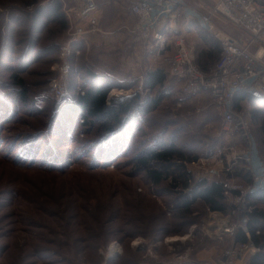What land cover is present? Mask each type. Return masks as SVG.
<instances>
[{
    "label": "rangeland",
    "instance_id": "374dc122",
    "mask_svg": "<svg viewBox=\"0 0 264 264\" xmlns=\"http://www.w3.org/2000/svg\"><path fill=\"white\" fill-rule=\"evenodd\" d=\"M49 1L0 0V264H133V260L135 264H155L156 260L157 264H169L175 254L185 253L178 250L187 244L196 249L214 247L216 259L232 239L215 236L209 224L227 213L208 210L197 201L190 214L180 217L182 214L170 207L176 194L162 184L164 191L150 186L144 174L132 167L131 158L142 142L154 146L173 141L186 154L197 156L195 166L186 163L194 176L202 174L201 167L215 168L222 158V175L247 184L241 141L223 133L220 115L207 92L178 102L179 82L168 76L164 85L152 92L144 83L141 93L136 92L139 79L145 78L155 63L142 41L120 28L124 14L105 5L107 0H96L102 13L99 31L75 46L68 80L81 92L80 84L89 85L86 75L92 69L108 81L109 90L123 89L126 98L138 94L145 100L160 94L158 104L138 121L139 128L134 127L133 136H127L112 158L98 155L93 145H88L94 131L86 132L80 122L75 129L65 128L69 117L66 105L71 104L69 81L66 97L58 102L49 89L57 50L67 39L70 24L67 18L65 28L54 18H34L35 11L47 8ZM59 1L64 19L68 11L73 25L86 26L74 12L81 0ZM184 1L194 8H200L198 3H211ZM180 21L178 30L194 42L199 62L215 59L219 46L213 35L193 26L184 30ZM213 23L224 33L240 34L222 19L214 18ZM208 43L216 44L211 58L206 55ZM13 74L24 83L26 98L15 85ZM113 101L121 100L108 103ZM243 107L259 148L257 152L254 141L252 162L260 171L264 168V108L249 102ZM55 117L61 131H66L63 137L50 133ZM118 138H114L116 144ZM28 145L32 147L27 151ZM246 201L250 208L264 211V197L252 194ZM225 206L231 208L227 200ZM185 235L186 239L173 242L174 248L163 243L167 236ZM113 242L118 245V255L108 259ZM152 251L158 258L155 261L147 258Z\"/></svg>",
    "mask_w": 264,
    "mask_h": 264
},
{
    "label": "built area",
    "instance_id": "2783aa9c",
    "mask_svg": "<svg viewBox=\"0 0 264 264\" xmlns=\"http://www.w3.org/2000/svg\"><path fill=\"white\" fill-rule=\"evenodd\" d=\"M197 5L200 8H194L184 0H126L125 13L132 18V22L122 28L142 41L145 52L151 57L150 61L155 63L153 68H163L168 77L177 79L180 95L178 102L201 92H208L220 115L223 133L235 136L243 145L241 153L246 162L248 183L223 175V196L231 204V208L225 218L209 224L215 236L220 238L227 235L232 242L214 261H192L194 264H235L258 250L247 231V213L250 207L246 198L264 188V168L258 171L253 165L254 140L246 116L235 106V100L243 94L264 106V0H211L209 4ZM65 12L70 23L68 36L58 47L57 62L52 67L55 75L48 82L56 102L66 96L65 79L70 71L69 58L77 52L75 44L86 41L99 31L100 21V9L96 0H81L74 9L85 27L73 25L70 14ZM214 18L233 25L239 31V36L216 28ZM180 19L184 30L190 26L195 30H206L217 41L219 56L206 69H201L196 63L194 42L178 30ZM143 79L144 77L139 79L136 89L138 93L142 91ZM124 93L123 89L111 88L106 97L107 103L111 99L126 98ZM197 160L191 161V165L195 166ZM221 163L222 158L215 163V168L201 167V173L206 178L219 177L224 171ZM239 229L247 235L245 242L233 241V236ZM186 238L187 235L167 236L163 241L171 244L177 239L180 241ZM113 243L117 245L116 242ZM188 251L175 254L178 263L181 264L183 259L188 258ZM115 254H118V250Z\"/></svg>",
    "mask_w": 264,
    "mask_h": 264
},
{
    "label": "trees",
    "instance_id": "16d2710c",
    "mask_svg": "<svg viewBox=\"0 0 264 264\" xmlns=\"http://www.w3.org/2000/svg\"><path fill=\"white\" fill-rule=\"evenodd\" d=\"M49 2V8L47 7L35 11L33 15L34 18L35 16L36 18H41L42 16L46 18H54L60 22L63 28L67 27V19L66 16L64 19L62 14L60 1L50 0ZM77 44H75V46H77ZM208 46L209 49L206 51V55L211 58L212 49L216 47V44L213 43L210 45V43H208ZM215 51L217 52L216 58L213 60L209 59L205 63H201V61L199 62V59L196 58L195 52L197 65L201 69H206L218 58L220 51L219 47L216 48ZM86 76L89 85L86 82L81 83V92L75 89V84L71 83V79L68 80L69 74L66 77V86L69 81V87L72 91L70 93L71 100L69 101L71 104L66 105V107L69 108V117L72 113L77 115L75 119L67 116L68 122L67 120L65 121V128L69 130L75 129L74 126L76 122H80L81 125L87 127L85 128L86 132H95V136L88 140V145H93L92 148L96 150L98 155L105 153L106 158H112V152H114L113 154L118 152L120 144L126 142L127 136H133L134 127L136 126V128H139L138 121L143 120V117H145V115L158 104L160 101V94L153 98L149 95V99L147 97L145 100H141L138 94H134L121 101L107 103L106 97L109 91V84L107 85L106 83H108V81L104 78L101 79V76L92 69H90ZM167 76L168 74L163 68L157 67L148 70L143 82L144 88L147 91L152 92L156 88L164 85ZM11 77L15 80V85L18 87V90L21 91L22 97L26 98L24 83L16 74H13ZM83 88L85 89L83 90ZM244 102H249L253 105L256 103L253 98L246 95L242 94L237 96L235 106L242 110L244 114ZM2 108V99L0 98V109L2 110ZM55 118L54 122L51 121L52 129L50 133L54 131L55 133L53 134L58 135V138L60 136L63 137L66 131H61L60 127H58L60 124L59 119L57 117ZM118 136L119 144H116L114 138ZM252 138L255 141L256 150L258 152V143L254 133ZM140 145L141 149L136 150L131 158L132 167L138 172L144 174V177L148 180L150 186L155 185L160 187L161 191H164L165 188H162V184L165 185L171 193L176 194V197L172 199L173 204H170V207L173 211L181 213L182 215L180 217L190 214L192 205L197 201L202 203V205L208 210L227 213L228 210L225 206L221 182L223 175L212 178H206L205 176H202V174L199 177L194 176V172L186 167V163L197 160V156L186 154L183 149L178 147L173 141L159 143L154 146L147 142H142ZM31 147L32 146L28 145L26 150H30ZM113 147L116 148L111 151L110 149ZM253 196L258 199L264 197V188L253 194ZM247 216V231L249 238L258 250L254 254L245 257V264H264V225H262L264 224V211L252 207L249 209ZM161 229H163L164 232L166 230L165 227H162ZM167 233L168 232H166V234ZM246 240L247 235L241 229L235 232L233 236L234 242H245ZM177 246H179V244ZM185 247L186 246H182L178 251L183 252ZM195 247L194 249H196ZM132 263L135 264V261L133 260Z\"/></svg>",
    "mask_w": 264,
    "mask_h": 264
},
{
    "label": "crops",
    "instance_id": "0c3cea01",
    "mask_svg": "<svg viewBox=\"0 0 264 264\" xmlns=\"http://www.w3.org/2000/svg\"><path fill=\"white\" fill-rule=\"evenodd\" d=\"M115 3L116 4L118 3V6L114 5ZM109 4L111 5V7L113 9L115 8V10H117V12L120 11V13L124 14V18H122L120 22L118 21L119 22L118 24L123 23V24H121L120 28H122L123 25L129 24L132 22V18L129 17L127 14L125 15L126 0H107L105 2V5H109ZM100 14H102L101 11H100ZM100 18H101V16H100ZM261 107L264 108V106H261ZM164 244H168V243H164ZM168 245L173 247V248L176 246L175 243H171ZM147 250L151 251L152 249L147 248L146 251ZM185 250H189L188 252H190V254L188 253L189 254L188 258H185L186 260L183 259L181 264H194L193 262L198 263V262H203V261H214V259H215V252H214L215 248L211 247V246H206V247H201L199 249H194L193 245L191 246V244H187L183 251H185ZM148 253H149V255H147V258H149V260L150 259L151 260L158 259L153 251L151 253L150 252H148ZM175 257L176 256H174V259L172 258L170 260L169 264H180V263H178V260L175 259ZM156 262H157V260H156ZM156 262H154V263L157 264ZM159 262H160V260H159ZM243 263L245 264V260L241 259V260H238L235 264H243ZM161 264H168V263L161 262Z\"/></svg>",
    "mask_w": 264,
    "mask_h": 264
},
{
    "label": "bare ground",
    "instance_id": "6f19581e",
    "mask_svg": "<svg viewBox=\"0 0 264 264\" xmlns=\"http://www.w3.org/2000/svg\"><path fill=\"white\" fill-rule=\"evenodd\" d=\"M118 250V247H117V245L116 244H111V246H110V248H109V250H108V252H107V255L106 256H114V253L116 252ZM105 256V257H106Z\"/></svg>",
    "mask_w": 264,
    "mask_h": 264
},
{
    "label": "water",
    "instance_id": "95a60500",
    "mask_svg": "<svg viewBox=\"0 0 264 264\" xmlns=\"http://www.w3.org/2000/svg\"><path fill=\"white\" fill-rule=\"evenodd\" d=\"M113 100V99H112ZM120 100H122V99H120ZM118 254H115L114 256H108L107 258L108 259H115V257L117 256Z\"/></svg>",
    "mask_w": 264,
    "mask_h": 264
}]
</instances>
